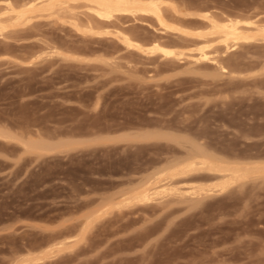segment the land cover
Segmentation results:
<instances>
[{
	"label": "rangeland",
	"instance_id": "rangeland-1",
	"mask_svg": "<svg viewBox=\"0 0 264 264\" xmlns=\"http://www.w3.org/2000/svg\"><path fill=\"white\" fill-rule=\"evenodd\" d=\"M27 1L0 0V264H264V45L192 35L264 0Z\"/></svg>",
	"mask_w": 264,
	"mask_h": 264
},
{
	"label": "bare ground",
	"instance_id": "bare-ground-1",
	"mask_svg": "<svg viewBox=\"0 0 264 264\" xmlns=\"http://www.w3.org/2000/svg\"><path fill=\"white\" fill-rule=\"evenodd\" d=\"M89 2L93 3L95 8H92V11L100 16V17H103V18H110L113 16V12L114 11H128V12H131V13H134L136 11H145L146 13H152L156 16L157 20L159 22H162L161 19V14H160V9L158 7V2L155 1V0H144L142 2H139L137 0H88ZM253 1V0H252ZM250 2V1H248ZM37 2H35V0H29L27 2L24 3L28 5V7H25L24 10L20 13H17L16 14V18H20L22 17L26 12L28 11H31V9L35 8V5H36ZM253 3V2H252ZM257 5V4H256ZM252 7V6H251ZM250 7V8H251ZM256 7V6H255ZM247 10V9H246ZM254 10V9H253ZM192 13V12H191ZM195 13V12H194ZM253 13V12H252ZM255 13V12H254ZM257 13V12H256ZM197 14V13H196ZM194 15V14H193ZM199 14H197L198 16ZM204 15V14H203ZM239 15V14H237ZM258 15V14H256ZM201 16V15H200ZM227 16V15H226ZM251 16V15H250ZM222 17V16H221ZM235 17V16H234ZM201 18V17H200ZM204 18L209 22V31H205L204 33H198V34H192V35H197L198 37H207V36H212L214 37V35L217 37L219 36L220 39L218 40L219 42L221 41L224 45V50L227 51L228 49H231L235 46H237L236 44L239 42V41H253V40H259L258 42L261 41V46L264 45L262 44V41H264V23H258L257 20L256 22L255 21H247V20H239L238 19H226V20H221V22L217 19H215L214 17L210 16V15H204ZM224 18V17H223ZM247 18V17H246ZM249 18V17H248ZM225 19V18H224ZM256 19V18H255ZM261 20V19H260ZM263 20V19H262ZM202 21V20H201ZM242 22V25L244 26H241ZM244 22V24H243ZM164 23V22H163ZM162 23V24H163ZM193 23V22H192ZM165 25V23L163 24ZM166 26V25H165ZM207 28V26H206ZM208 29V28H207ZM183 32V31H182ZM185 32V31H184ZM187 34V31L185 32ZM184 33V34H185ZM190 34V33H189ZM215 38V37H214ZM218 38V37H217ZM216 38V39H217ZM121 39L123 41H125L128 45H132L133 44L131 43V39H129L128 37L126 36H122ZM193 40V39H192ZM153 41V40H152ZM164 41H167V40H164ZM170 41V40H169ZM168 41V42H169ZM255 41V43H257ZM189 42V41H188ZM199 42V41H198ZM200 43V42H199ZM204 43V42H203ZM207 43V42H206ZM201 45V44H200ZM199 45V46H200ZM235 45V46H234ZM239 45V44H238ZM258 45V44H256ZM249 46V45H248ZM253 46V45H252ZM258 47V46H257ZM197 48V47H196ZM206 47H202L200 46L198 49H197V55L199 54V56H197V59L201 61H204L205 59H209V57L207 56V52H205V49ZM252 48V47H251ZM261 48V47H260ZM149 51L151 52H154V51H160L161 53H163L164 55H174L176 53H174L173 50L171 49H168L166 47H163V44L162 46L161 45H158L157 43H153V45H151L149 48H148ZM223 50V51H224ZM261 50V49H260ZM264 50V49H263ZM262 51V50H261ZM260 52V51H258ZM209 53V52H208ZM195 55V54H194ZM194 55H192L194 57ZM258 56V54H257ZM195 58V57H194ZM257 58V57H256ZM259 58V57H258ZM257 58V59H258ZM251 60V58H249V61ZM262 60V59H261ZM196 61V60H195ZM255 61V60H254ZM221 62V61H220ZM219 67V66H218ZM222 68V66H220ZM263 67V65H262ZM262 69V68H261ZM260 69V70H261ZM264 72V71H263ZM259 75V74H258ZM258 80V79H257ZM260 80V79H259ZM260 82V81H259ZM264 84V83H263ZM261 86V85H260ZM264 97V96H263ZM142 131V130H141ZM140 131V132H141ZM147 131V130H146ZM159 133V132H158ZM142 134V135H141ZM152 134V133H151ZM154 134V133H153ZM150 134L149 133H140L139 136H141V138L143 137L144 139H146L145 137L149 136ZM120 136V135H119ZM151 136V135H150ZM116 137V136H115ZM151 137H155L154 135L151 136ZM107 138V137H106ZM114 138V137H113ZM66 139V138H65ZM69 139V138H67ZM76 139V138H75ZM62 140V139H61ZM82 140V139H81ZM65 141V140H64ZM59 142V141H58ZM83 142V140H82ZM43 143V142H40L39 143V147L41 146L40 144ZM61 143H64L63 141L60 142L58 145H60ZM66 143V142H65ZM71 143V141H70ZM69 142L67 144H70ZM35 144V143H34ZM30 145V144H29ZM82 145V144H81ZM85 145V144H83ZM33 147L35 145H32ZM49 146V145H48ZM47 146V147H48ZM195 146V145H194ZM49 147H52L53 146H49ZM35 148V147H34ZM45 148V147H44ZM56 148V147H55ZM69 148V147H68ZM72 148V147H71ZM70 148V149H71ZM27 149V148H26ZM36 149V148H35ZM41 149V148H39ZM43 149V148H42ZM64 149V148H63ZM47 150V149H46ZM54 150V149H52ZM62 150V149H61ZM67 150V149H66ZM197 152H193V155H197L199 154L201 151L199 150V147H195V149ZM37 151V150H36ZM55 151V150H54ZM60 151V150H59ZM63 151V150H62ZM65 151V150H64ZM205 153H207L205 151ZM205 153H202L200 156L202 157V161L203 163L205 164V166H209L210 165V161H209V157L210 156H207L205 155ZM203 154H204V157L207 158L205 159L203 157ZM207 156V157H206ZM204 158V159H203ZM209 161V162H208ZM171 167V166H170ZM184 168H186V165H179L178 167H175L174 169L170 170V172H180L181 170L183 171ZM156 173V172H155ZM144 195H138L137 197L139 198H142Z\"/></svg>",
	"mask_w": 264,
	"mask_h": 264
}]
</instances>
